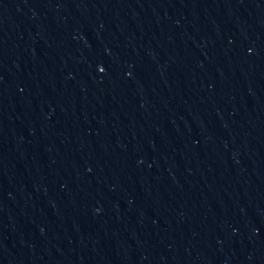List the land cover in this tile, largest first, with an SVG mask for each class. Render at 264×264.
Segmentation results:
<instances>
[{
    "label": "water",
    "instance_id": "obj_1",
    "mask_svg": "<svg viewBox=\"0 0 264 264\" xmlns=\"http://www.w3.org/2000/svg\"><path fill=\"white\" fill-rule=\"evenodd\" d=\"M0 264H264V0H8Z\"/></svg>",
    "mask_w": 264,
    "mask_h": 264
}]
</instances>
